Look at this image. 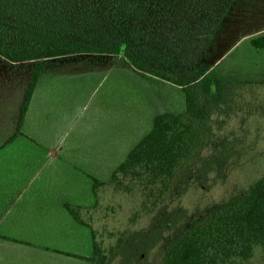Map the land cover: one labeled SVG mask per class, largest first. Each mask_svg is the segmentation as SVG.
I'll use <instances>...</instances> for the list:
<instances>
[{"label":"trees","instance_id":"16d2710c","mask_svg":"<svg viewBox=\"0 0 264 264\" xmlns=\"http://www.w3.org/2000/svg\"><path fill=\"white\" fill-rule=\"evenodd\" d=\"M235 1L0 0V64L17 85L24 77L14 135L43 73L101 55H122L184 93L182 113L155 116L109 181L93 180L92 207L65 205L90 230L89 264H246L255 249L264 264V174L233 196L184 202L222 184L246 154L241 126L264 117V83L218 75L223 55L210 57ZM249 44L264 53V34ZM233 119L238 127L228 125ZM132 183L145 193L147 222L105 250L81 213L96 207L101 191L131 192Z\"/></svg>","mask_w":264,"mask_h":264},{"label":"rangeland","instance_id":"374dc122","mask_svg":"<svg viewBox=\"0 0 264 264\" xmlns=\"http://www.w3.org/2000/svg\"><path fill=\"white\" fill-rule=\"evenodd\" d=\"M263 34L264 0H236L218 32L210 54L211 58L223 55L215 66V73L236 81L264 83V53L255 51L249 44L252 38ZM89 64L92 67H80L67 72L62 78H54L59 89V103L54 113L77 116L72 125L60 127V140L64 144L80 143L81 148H85L87 144L96 145L108 141L112 146H117L121 145L124 136L125 142L121 147L126 145L128 149L136 137H141L150 129L148 115L167 107L175 113H182L185 109L181 88L170 83L150 84L148 77L133 70L122 55H109ZM5 68L0 64V143L11 132H15L13 128L16 126L21 85L24 83V77L20 78V85L14 83ZM262 92L259 99L264 104V90ZM158 96L169 98L173 106H160L146 113L145 101ZM145 115L147 120L143 127L132 132L131 128L140 125ZM240 123V119L228 121L231 127H238L233 125ZM241 128L240 133H248H245L248 137L244 158L228 173L222 184H214L204 192H195L200 194L199 197L193 192L187 194L185 203L191 197L215 201L233 196L264 174V117L253 115ZM235 134L240 136L239 133ZM129 185L131 192L113 188L101 191L96 207L81 213L94 230L96 241L105 250L115 243L121 232L135 231L147 222L141 213L145 193L136 183ZM246 264H262L261 251L255 249L253 257Z\"/></svg>","mask_w":264,"mask_h":264},{"label":"crops","instance_id":"0c3cea01","mask_svg":"<svg viewBox=\"0 0 264 264\" xmlns=\"http://www.w3.org/2000/svg\"><path fill=\"white\" fill-rule=\"evenodd\" d=\"M107 56L43 73L19 131L16 135L11 132L0 143V264H89L85 258L93 253L90 230L78 224L65 205L92 207L93 180L108 182L128 152L151 130L154 117L175 113L167 109V105L173 106L169 98L158 96L145 101L146 113L160 106L167 108L148 115L150 129L136 137L131 146L126 143L128 149L126 145L121 147L124 136L117 146L108 141L85 148L80 143H62L60 127L72 125L77 116L54 113L59 103L54 78L80 67H92L89 63ZM132 69L148 77L150 84L169 83ZM146 120L145 115L131 131L142 128Z\"/></svg>","mask_w":264,"mask_h":264}]
</instances>
